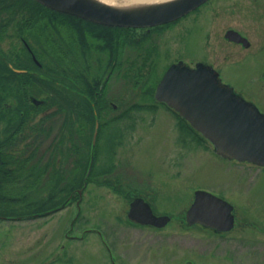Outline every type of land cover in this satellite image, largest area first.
I'll use <instances>...</instances> for the list:
<instances>
[{"label":"rangeland","instance_id":"374dc122","mask_svg":"<svg viewBox=\"0 0 264 264\" xmlns=\"http://www.w3.org/2000/svg\"><path fill=\"white\" fill-rule=\"evenodd\" d=\"M12 23L0 36L2 59L7 61L17 52L26 57L15 48L26 39L41 66L50 62L51 47L59 58H66L65 63L71 66L68 71L84 74L76 68L81 61L89 77H100L105 83L97 117L104 122L99 128L102 131L92 145L94 125L74 123L71 162L65 165L62 180L54 187L63 188L57 196L65 195L69 186L71 191L78 187L76 174L84 168L86 157L83 162L77 158L83 152L88 157L94 150L97 155L94 172L111 166L105 171H109L106 175L112 184L104 181L103 175L86 184L80 214L75 218L74 234L78 238L68 247L73 262L63 258L54 263L51 257L56 254L58 235L63 239L64 220L57 218L65 215L70 219L77 212L75 201L43 219L21 218L10 224L0 221V264H264V168L221 158L213 151L212 143L198 139L171 109L153 98L155 86L170 63L181 61L194 66L204 61L212 63L224 83L264 113V0H208L184 18L153 27L148 35L136 31L135 41L120 35L117 67L122 73L114 70L109 77L103 71L108 51L102 38L94 33L85 35L82 41L80 31L72 29L67 20L44 16L28 26L19 41ZM227 28L239 30L250 40V46L244 48L227 41ZM29 32H36L44 43L46 38L49 41L41 44ZM138 67L142 77L138 76ZM57 70L60 75L61 69ZM30 73L36 75L37 71ZM57 85L61 89L65 86L63 82ZM0 95H5L0 97V105L15 102L13 91ZM42 97L40 93L35 95L36 100ZM134 103L137 107L131 108ZM51 109L39 107L35 111L34 121L44 126L34 140H26L37 146V165L47 163L52 138L58 135L61 125V112L39 120ZM108 120L113 123L107 128ZM4 129L1 119L0 136ZM24 142L19 144L23 146ZM48 167L41 181L55 182L50 176L53 168ZM196 188L214 192L234 205L233 230L214 234L197 225H184L183 213ZM137 193L149 196L145 198L155 211L170 215V221L160 229L128 224L125 194ZM88 228L99 229L101 235ZM106 248L113 253L111 257Z\"/></svg>","mask_w":264,"mask_h":264},{"label":"trees","instance_id":"16d2710c","mask_svg":"<svg viewBox=\"0 0 264 264\" xmlns=\"http://www.w3.org/2000/svg\"><path fill=\"white\" fill-rule=\"evenodd\" d=\"M19 14L20 18L13 19L14 16ZM2 15L5 18L0 20V36L6 31L7 25L13 22L10 26L16 29L15 37H17V40H19V37L23 38L28 26L33 25L39 18L44 16L50 17L51 20L57 18L67 20L70 23L68 25L72 29L80 31L82 41L85 35L92 33L97 37H101V41L104 42L103 46L108 51V58L103 66V71L109 73L108 77L114 70L119 75L122 73L120 67H117L120 35H124L126 38L129 37L130 39L133 37L132 41H135L134 33L136 28L95 24L78 16L76 17L52 10L36 0H0V16ZM163 25L154 27H161ZM29 34L41 44H46L49 41L46 38L45 43L42 42L36 32H29ZM142 34L148 35V31L144 29ZM15 48L23 53V55H26V57L20 56L19 52H17L14 54V58L9 59L7 57V61L10 60L14 65L24 69L26 68L29 72L19 73L12 71L8 67L7 61L2 59L4 51L0 50V94L12 91L16 94L13 104L6 102L0 105V120H4L5 126L2 136H0V214H11L12 216L21 217L22 215L39 213L44 209H51L63 200L64 195L62 197L57 196V193L60 192L58 190H62L63 188H54L62 180V174L65 168L63 166V160L67 156L65 155L66 145L61 137V133L67 131V134L72 135L71 132L73 131L74 123H81V121L87 122L91 127L94 125V119L100 113L98 110L101 106L100 99L105 93V83L102 84L100 77H89L84 65H81V61L78 62L76 68L84 71V74L81 72H76L75 74L71 70L68 71V68L71 66L65 63L66 58H59L55 50L51 47L49 48L48 58L50 62H47L46 65L42 64V66L33 63L28 50L21 44L20 46H15ZM34 53L36 54V52ZM57 68L61 69L60 72L62 75H59ZM30 71H37V73L34 75ZM137 72L138 76L142 77L141 75L143 74L140 73V67H138ZM58 75L60 76L59 78H57ZM58 82H63L65 86L61 89L57 85ZM37 93L43 94L44 97H42V104L35 105L30 98ZM51 106L52 109L49 114H46L39 120L48 119L51 115L59 112L65 113V117L63 118L62 129L58 132L57 139H54V142L52 141L53 146L50 154H48L49 157L46 159L48 164L40 163V165H37L35 160L37 146L32 145L30 139L31 137L34 138V136H37L38 131L42 130L44 125L39 123V121H34L35 111L39 107L50 108ZM134 107H137L136 103L131 106V108ZM110 121L108 120V122ZM103 125L104 122H100L99 128H103ZM101 131L99 129V133ZM64 136L66 137L65 133H63ZM28 137L30 139L27 143L26 140ZM21 140L25 141L23 143L25 145L22 146L19 144ZM57 160L58 164L56 163ZM86 160L83 164L84 168L77 173V177L80 174H84L85 167L88 166L87 156ZM49 162L51 163L49 164ZM92 165L90 177H92L91 174L96 169L95 160ZM48 166L53 168L51 169L50 176H54L55 182L46 183V181H41V177L49 171L50 167ZM109 168L111 166L104 167L102 170L105 171ZM107 180L109 178L106 177L104 181ZM82 182L83 178L77 180L79 185ZM68 188L67 192L71 191L72 187L69 186ZM45 189L46 192L44 191ZM47 189L50 191H47ZM42 191L45 194L40 196Z\"/></svg>","mask_w":264,"mask_h":264},{"label":"water","instance_id":"95a60500","mask_svg":"<svg viewBox=\"0 0 264 264\" xmlns=\"http://www.w3.org/2000/svg\"><path fill=\"white\" fill-rule=\"evenodd\" d=\"M37 1L53 10L108 26L151 28L183 16L206 0H162L130 6H116L100 0ZM225 37L249 46L239 31L228 29ZM155 87L154 98L178 111L212 141L221 156L264 166V114L253 102L222 83L209 64L197 62L195 67H190L181 61L172 63ZM97 126L98 122L93 130L92 144ZM193 193L191 205L185 211L189 225L199 223L217 231L232 228L234 215L230 202L203 189ZM129 206L127 217L136 223L161 227L170 219L166 214L156 215L141 196L135 197Z\"/></svg>","mask_w":264,"mask_h":264},{"label":"flooded vegetation","instance_id":"af4514ba","mask_svg":"<svg viewBox=\"0 0 264 264\" xmlns=\"http://www.w3.org/2000/svg\"><path fill=\"white\" fill-rule=\"evenodd\" d=\"M136 31H139V32H136ZM135 32L137 33V34H142V32H144V29L142 28V29H139V28H136V30H135ZM231 42V41H230ZM236 44V43H235ZM240 44V43H239ZM239 44H237V45H239ZM241 45V44H240ZM60 75H62V73L60 72ZM14 85V84H13ZM116 107V105H114L113 104V108H115ZM128 108V107H127ZM125 111H127V110H124L122 113H124ZM62 113V120H61V125H60V128L58 129V132L60 131V129H62V121H63V118L65 117L64 115H65V113H63V112H61ZM109 119H112V118H109ZM112 123H113V121H110L109 122V124L107 123V127H109L110 125H112ZM39 131H41V130H39ZM38 131V132H39ZM63 133H65L66 134V137L64 136L63 137ZM62 135H61V137L63 138V140H64V143H65V145H66V153H65V155H67L66 156V158L63 160V166L64 167H66L65 165L67 164V163H70L71 162V155H70V147H71V145H70V143H71V138H72V132H71V134L72 135H70V134H67V131L65 132V131H63L62 133H61ZM69 135H70V138H69ZM37 136H34V138H36ZM57 137L58 136H55V137H53L52 139H57ZM34 138H33V140H34ZM54 142V141H53ZM64 143H63V145H64ZM52 145V144H51ZM53 146V145H52ZM85 153L83 152L81 155L82 156H80V157H78L77 159V161L78 162H83V160L85 159V155H84ZM56 163L58 164V160L56 161ZM257 166H259V165H257ZM259 167H262V166H259ZM262 168H264V167H262ZM65 170V169H64ZM77 175V174H76ZM86 174L84 173V175H79V177L80 178H86V176H85ZM103 175V173L102 172H94V173H92L91 174V176L92 177H90V173H88V177H87V179L88 178H97V177H101ZM79 178V179H80ZM88 184V183H87ZM86 188V187H85ZM84 188V189H85ZM77 189V188H76ZM76 189H74L73 191H70L69 193H67L66 194V196H65V198H68V197H70L71 199H70V201H68V202H73V201H75L77 204H78V202L80 201V202H82V191L79 193V192H77V193H74V191L76 190ZM83 192H84V190H83ZM79 194V195H78ZM80 195H81V197H80ZM80 199V200H79ZM76 205V204H75ZM235 208V207H234ZM233 208V213H234V226L233 227H235L236 226V223H235V221H236V213L234 212V209ZM45 211H49V209H44V210H42L41 212H39V213H41V214H39V215H37L36 217H32V218H40V219H43V217L44 216H50V215H52L54 212H56V211H53L52 213H48V214H44V212ZM72 214H74V213H72ZM76 215V212H75V214L74 215H72V217L70 218V219H67V218H65V215L64 216H59L58 218H57V220L60 218L61 220H64V229H63V239L61 240V238H60V234L58 235L59 236V239H58V242L55 244V248L57 249L56 250V254L54 255V257H51V262H56V263H58L59 261H60V259H63V258H66V262H69V261H71V262H73V255H70L69 254V252H68V247L70 246V245H72L73 246V244H74V242L76 243V239L78 238V236H77V234L75 235L74 233L77 231L76 230V226H75V222H76V219H75V216ZM31 218V219H32ZM69 218V217H68ZM244 219V218H243ZM12 220H17V221H21V220H23V219H20L19 218V216H12L11 214L10 215H7V214H0V221H3V222H5V223H8V224H10L11 223V221ZM25 220H26V218H25ZM59 221V220H58ZM43 222H45L44 220H43ZM67 222H68V226H65V224H67ZM248 222V221H247ZM248 224V223H247ZM247 224H245L246 226H247ZM8 230H11V228H7ZM231 230H233V229H231ZM230 230V231H231ZM220 234H222V233H220ZM58 247V248H57ZM45 261H47V260H45Z\"/></svg>","mask_w":264,"mask_h":264},{"label":"bare ground","instance_id":"6f19581e","mask_svg":"<svg viewBox=\"0 0 264 264\" xmlns=\"http://www.w3.org/2000/svg\"><path fill=\"white\" fill-rule=\"evenodd\" d=\"M105 3H110L116 6H130V4L139 5L141 3H151V2H157L162 0H100Z\"/></svg>","mask_w":264,"mask_h":264}]
</instances>
